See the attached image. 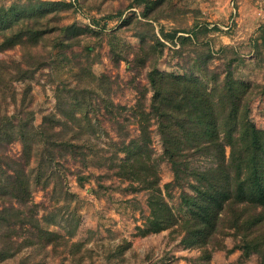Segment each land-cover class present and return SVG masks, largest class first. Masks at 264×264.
<instances>
[{
    "label": "rangeland",
    "instance_id": "374dc122",
    "mask_svg": "<svg viewBox=\"0 0 264 264\" xmlns=\"http://www.w3.org/2000/svg\"><path fill=\"white\" fill-rule=\"evenodd\" d=\"M41 1L64 4L45 7L41 10L45 14L35 18L40 10L29 4L37 0H0L1 8L16 6L22 17L20 11L28 10V22L45 30L37 45H17L0 53L7 64H19L27 71L13 77L6 74L7 85L0 87V112L14 114L25 95L24 105L33 112L24 121L26 127L33 130L43 116L55 114L72 127L64 129L65 137L82 145L87 157L83 163L81 156L55 152L54 160L40 171L49 175L42 188L33 182L41 150L34 138L28 166L32 200L39 205L41 225L63 239L44 251L25 248L0 264H191L199 251L180 244L179 227L139 234L149 214L147 191L118 176L109 168L108 159L104 165L98 159L112 157L120 140L138 137L129 107L144 88L148 106L146 71L152 64L159 70L198 78L204 75L202 63L220 78L228 64L233 80L252 84L255 96L249 102V116L263 131L264 0H159L155 5L147 2L154 0ZM150 46L156 47L152 55ZM135 54L147 57L144 66L135 63ZM59 98L74 118L58 114ZM110 102L124 107L120 115L111 118L108 111L115 108ZM150 121L149 148L158 167L159 186L175 214L187 217L180 190L165 188L172 183L173 173L161 157L160 137L154 120ZM20 152L19 141L7 145L10 157ZM119 157H123L121 152ZM219 228L223 247L211 246L212 264H263L257 253L242 255L239 235L225 226Z\"/></svg>",
    "mask_w": 264,
    "mask_h": 264
},
{
    "label": "trees",
    "instance_id": "16d2710c",
    "mask_svg": "<svg viewBox=\"0 0 264 264\" xmlns=\"http://www.w3.org/2000/svg\"><path fill=\"white\" fill-rule=\"evenodd\" d=\"M157 1L147 2L155 5ZM62 4L37 0L29 5L40 10L34 17L41 18L45 14L43 8ZM17 11L16 6L0 7V53L17 45H37L45 33L28 22L25 16L28 10L20 11L26 21L15 28L14 24L24 18ZM155 50V46H150L148 53L151 51L152 55ZM146 60L147 57L135 54L138 66H144ZM200 67L204 75L198 78L159 70L152 64L146 71L150 87L148 106L144 88L129 107L139 130L138 137L127 142L120 140L112 157L100 156L98 160L104 165L108 159L109 168H114L118 176L147 191L149 214L139 229L140 235L179 227L180 244L199 251L190 259L191 264H212L211 246L223 247L219 228L222 225L240 236L237 246L245 258L257 253L264 264V130L260 131L249 116V102L255 96L253 86L233 80L228 64L222 78L217 73L210 74L204 63ZM25 72L19 64L10 65L0 59V87L7 85L6 74L13 77ZM24 99L25 95L14 114L0 112V260L25 248L44 251L48 245L58 246L63 239L41 225L39 205L32 200L28 166L35 150L34 138L40 141L41 150L33 182L42 188L47 186L49 175L40 171L54 160L55 152L61 155L64 151L72 158L81 156L83 163L87 157L82 145L65 137L64 129L72 127L55 114L43 116L33 130L26 127L24 121L30 120L33 112L24 105ZM59 101L62 104L58 114L74 118L64 107V99ZM108 105L115 108L108 111L111 118L124 110L111 102ZM151 119L160 137L161 157L173 173L172 183L165 188L175 186L180 190V204L186 208L187 217L175 214L159 186L158 167L149 148ZM14 141L21 143V152L10 157L6 154L7 145ZM89 146L92 150L93 144ZM118 152L123 157L118 158ZM42 177L45 179L41 181Z\"/></svg>",
    "mask_w": 264,
    "mask_h": 264
}]
</instances>
